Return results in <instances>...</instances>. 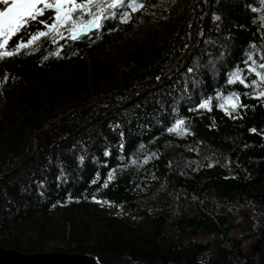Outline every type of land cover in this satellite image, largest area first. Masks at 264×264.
I'll list each match as a JSON object with an SVG mask.
<instances>
[{
  "label": "trees",
  "instance_id": "16d2710c",
  "mask_svg": "<svg viewBox=\"0 0 264 264\" xmlns=\"http://www.w3.org/2000/svg\"><path fill=\"white\" fill-rule=\"evenodd\" d=\"M137 3L76 40H10L49 33L0 58V245L264 264V0Z\"/></svg>",
  "mask_w": 264,
  "mask_h": 264
},
{
  "label": "snow or ice",
  "instance_id": "6c2138e0",
  "mask_svg": "<svg viewBox=\"0 0 264 264\" xmlns=\"http://www.w3.org/2000/svg\"><path fill=\"white\" fill-rule=\"evenodd\" d=\"M0 5L4 6L0 9V58L14 56L21 49L29 48L40 37L49 34L46 31L32 34L28 41L20 39L14 51L8 50L10 40L19 35L21 30L27 28L30 22L38 21L56 36H63L61 31L63 29L70 34L72 40H76L92 29H101L106 19H116L122 16L126 22L129 14L122 11L126 7L131 8L133 12L137 8L144 7L142 3L138 4L137 0H0ZM47 11L54 13L50 18L53 21L51 24L39 19ZM248 71L254 72L255 69L249 68ZM257 75L260 76V83L264 84V74L257 73ZM229 82L249 86L245 84L240 71L234 72ZM259 97L264 98V90L259 93ZM227 106H230L232 111L244 107L240 104L239 96L235 94L228 97ZM200 107L209 108V102L202 103ZM183 130L184 121L180 120L173 131Z\"/></svg>",
  "mask_w": 264,
  "mask_h": 264
},
{
  "label": "water",
  "instance_id": "95a60500",
  "mask_svg": "<svg viewBox=\"0 0 264 264\" xmlns=\"http://www.w3.org/2000/svg\"><path fill=\"white\" fill-rule=\"evenodd\" d=\"M193 29L191 28L190 34V45L187 50L175 61L171 66V69L180 63L182 58L188 53L189 48L193 44ZM96 29H92L90 32ZM88 32V33H90ZM86 33V34H88ZM83 34V35H86ZM72 109L70 112L75 110ZM62 118L55 119L54 121H59ZM50 122L49 124H51ZM5 176V174H2ZM0 264H99L96 261L90 260L85 254L79 253H69V252H36V253H24L12 248H6L0 245Z\"/></svg>",
  "mask_w": 264,
  "mask_h": 264
},
{
  "label": "rangeland",
  "instance_id": "374dc122",
  "mask_svg": "<svg viewBox=\"0 0 264 264\" xmlns=\"http://www.w3.org/2000/svg\"><path fill=\"white\" fill-rule=\"evenodd\" d=\"M4 6L3 5H0V9H2ZM54 15V13L52 12V11H47L46 13H45V15L44 16H42V17H40L39 19L40 20H45V21H47V23L48 22H51V17ZM38 25H42L41 23H39L38 21H33V22H30L29 23V25H28V27L27 28H25V29H30V27H37ZM21 33H19V35H20ZM13 47H14V42H9V45H8V50H12L13 49ZM229 210V209H228ZM232 214H234L233 213V211H232ZM245 214H247V216H250L251 215V213L249 212H245ZM236 215V214H235ZM238 218H239V216H238ZM251 222H252V220H250V219H247V223H248V225H251ZM238 228V229H237ZM237 228H235V230L240 234L241 232H242V229H240L239 227H237Z\"/></svg>",
  "mask_w": 264,
  "mask_h": 264
}]
</instances>
